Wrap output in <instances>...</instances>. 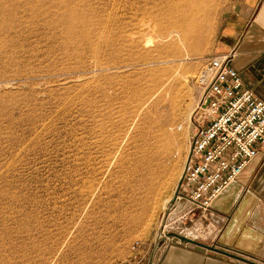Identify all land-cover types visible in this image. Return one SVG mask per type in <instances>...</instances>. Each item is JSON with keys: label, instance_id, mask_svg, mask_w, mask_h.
<instances>
[{"label": "rangeland", "instance_id": "1", "mask_svg": "<svg viewBox=\"0 0 264 264\" xmlns=\"http://www.w3.org/2000/svg\"><path fill=\"white\" fill-rule=\"evenodd\" d=\"M147 1L0 0V264H146L175 233L194 79L235 0H200L202 36L173 49L142 36ZM43 5L84 11L81 31L29 17Z\"/></svg>", "mask_w": 264, "mask_h": 264}, {"label": "crops", "instance_id": "2", "mask_svg": "<svg viewBox=\"0 0 264 264\" xmlns=\"http://www.w3.org/2000/svg\"><path fill=\"white\" fill-rule=\"evenodd\" d=\"M215 49L216 55H230L242 87L264 102V0H235ZM188 205L184 200L174 204L175 233L244 260L171 237L151 264H264V153L247 163L205 216L197 209L188 213Z\"/></svg>", "mask_w": 264, "mask_h": 264}, {"label": "built area", "instance_id": "3", "mask_svg": "<svg viewBox=\"0 0 264 264\" xmlns=\"http://www.w3.org/2000/svg\"><path fill=\"white\" fill-rule=\"evenodd\" d=\"M229 60L208 57L194 79L202 90L175 195V202H188V213L197 209L205 216L247 163L264 153V102L242 87Z\"/></svg>", "mask_w": 264, "mask_h": 264}, {"label": "bare ground", "instance_id": "4", "mask_svg": "<svg viewBox=\"0 0 264 264\" xmlns=\"http://www.w3.org/2000/svg\"><path fill=\"white\" fill-rule=\"evenodd\" d=\"M199 1L200 0L147 1V4L141 10L142 17L144 18L142 36L145 38V40H149L151 42V45L159 43V47L161 49L165 46V40L170 38L176 39V42L171 43V45H169L168 47L169 49L176 48V44L186 46L187 48L195 47V44L194 46L192 45V39L197 37V35L198 37L202 36L201 32L198 34V28L200 27L199 16L200 14L202 15V13H207L206 11L208 9L210 10V8H208L209 5H199ZM20 6L26 9V5ZM64 6L66 7V5ZM32 15L33 16L29 17L33 18L34 16H36L39 18L47 19L50 16H53L57 21H60L61 25L74 27L73 33H75L81 31L82 22L80 19L81 17L83 18L85 16V12L78 11L76 7L69 10H66L65 8V10L63 11L60 5H52V7L50 5H43L36 12H32ZM13 17V10H8L7 13L0 11V27H4L7 25L11 26L13 24ZM25 18L26 15H18L17 12L15 13L14 20L16 23H23V21L25 22ZM161 60L162 59L158 57L153 61ZM167 69H170V66L166 68H157L152 71L151 75H153V80L158 81L159 74L165 73ZM170 115H172V113ZM159 128L164 130V127H162L161 125L159 126ZM169 143V139H166L165 144L169 146Z\"/></svg>", "mask_w": 264, "mask_h": 264}, {"label": "water", "instance_id": "5", "mask_svg": "<svg viewBox=\"0 0 264 264\" xmlns=\"http://www.w3.org/2000/svg\"><path fill=\"white\" fill-rule=\"evenodd\" d=\"M171 237H175V238H177L180 241L191 243V244H194V245H197V246L209 249V250H214V251L220 252V253L225 254V255H227L229 257H233V258H236V259L244 260L242 257H240L238 255H235V254H233V253H231L229 251H225V250L219 249L218 247L201 243L199 241L190 239V238L185 237V236H183L181 234H178V233L166 232L164 234V239L165 238H171ZM160 238H161V235L158 234L156 239H155L154 245H153V247H152V249L150 251V254H149V257H148V261H147L146 264H151L152 263V260L154 258V254H155L156 250L158 249L160 243L164 240V239H160Z\"/></svg>", "mask_w": 264, "mask_h": 264}]
</instances>
